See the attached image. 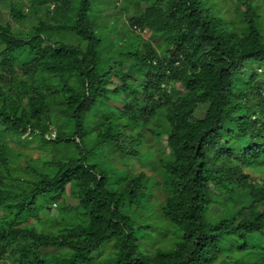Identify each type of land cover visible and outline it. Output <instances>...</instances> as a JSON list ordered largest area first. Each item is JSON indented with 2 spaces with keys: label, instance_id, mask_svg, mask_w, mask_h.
Segmentation results:
<instances>
[{
  "label": "clouds",
  "instance_id": "1",
  "mask_svg": "<svg viewBox=\"0 0 264 264\" xmlns=\"http://www.w3.org/2000/svg\"><path fill=\"white\" fill-rule=\"evenodd\" d=\"M0 264H264V0H0Z\"/></svg>",
  "mask_w": 264,
  "mask_h": 264
}]
</instances>
